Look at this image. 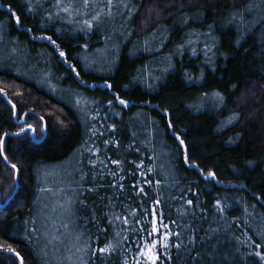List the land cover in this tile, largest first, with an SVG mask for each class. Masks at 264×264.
<instances>
[{"label":"trees","instance_id":"16d2710c","mask_svg":"<svg viewBox=\"0 0 264 264\" xmlns=\"http://www.w3.org/2000/svg\"><path fill=\"white\" fill-rule=\"evenodd\" d=\"M212 27L218 57L186 53L149 79L150 40L167 63ZM102 48L106 73L82 58ZM66 85L98 102L64 99ZM0 140V250L22 261L0 264H47L38 170L70 163L91 170L70 207L85 264H264V0H0Z\"/></svg>","mask_w":264,"mask_h":264},{"label":"rangeland","instance_id":"374dc122","mask_svg":"<svg viewBox=\"0 0 264 264\" xmlns=\"http://www.w3.org/2000/svg\"><path fill=\"white\" fill-rule=\"evenodd\" d=\"M94 17H96V12H93L91 17L83 16L81 22H83L85 26H89V24L97 20L94 19ZM251 24L252 23L244 24L243 30L245 31L248 29ZM169 31L165 30L163 33H159V29H157L149 38L157 39L160 45L167 40ZM212 33V37L211 33H204L205 35L202 34L198 38H193L190 33H185L181 40L179 38L177 42H173L171 55L167 51L169 55L167 63L165 61V55L159 54V49H156V46L151 44L150 40L148 43L149 45L144 47L155 53V56H153L148 63L150 67L149 71L157 72L148 73L151 76L149 79L156 78L157 80H161L164 74L168 72V69L174 66L175 60H182L186 53L188 55H200L203 62L206 60L205 64H208V59L214 60L218 57L216 51L218 38L215 37L216 33L214 27H212ZM184 38L185 40H183ZM109 52L108 48L96 49L92 52L85 51L82 58L87 63V67L92 68V71L106 73L109 72V69L103 70V59L110 57ZM148 74H146L147 79ZM56 92H60V90H56ZM59 95L61 94L59 93ZM63 95V98L68 101H71L72 98L74 100H79V102L83 104L98 102L95 100L93 94L91 95L89 92L85 91H81V93L77 90L73 91V88L67 85L63 90ZM210 98L212 99V96H201L197 101L199 103V108L209 103L211 100ZM233 120L234 119L228 116L222 120L223 122L221 124L227 126ZM108 131L115 132L116 130L113 125H110L108 126ZM70 164L62 168H42L38 170L41 187L38 194L39 198H37L38 204L35 207L36 210L34 209L35 222L37 223L34 227V231L44 250L41 255L42 261L47 264H85V238L76 231L71 223L70 207L72 199L75 197V192H77L79 188V182H83L87 176L91 174V170H89L88 166H76V163L73 165ZM41 202H43L42 206ZM142 254L148 259H152L153 257L152 249L149 247L143 248Z\"/></svg>","mask_w":264,"mask_h":264},{"label":"snow or ice","instance_id":"6c2138e0","mask_svg":"<svg viewBox=\"0 0 264 264\" xmlns=\"http://www.w3.org/2000/svg\"><path fill=\"white\" fill-rule=\"evenodd\" d=\"M87 3H88V0H85V5H87ZM109 4H111V0H109ZM125 7H127V5H125ZM68 10H69L68 8H65V9H64V11H68ZM94 19H98V16H97V17H94ZM17 23H19V19H18V18H17ZM86 23H88V22H86ZM89 26H91V25L89 24ZM48 39L51 40V37H49ZM52 42L55 43V41H52ZM59 54H60L61 57H63V56L65 55L64 52H60ZM73 71H75V69H73ZM217 96H219V94H217ZM120 103H122V104H126L125 101H120ZM13 108H15V105H13ZM41 120H43L42 117H41ZM28 129H30V130H32V131H35V129L33 128L32 125H28ZM20 131H21V132H24L25 129L21 128ZM5 135H6V134H5ZM180 143L183 144V143H184L183 140H181ZM2 151H3V141L0 140V153H2ZM4 159L6 160L7 157L5 156ZM186 160H187V157H186ZM112 162L115 163V164H119V161H112ZM11 167H12V169L18 171L17 166H16L15 164L11 165ZM209 175H210V176H214V173H209ZM189 203H191V201H189ZM153 231H156V229L154 228ZM151 247H155V245L153 244V245H151ZM111 249H112V245H111V244H108V245H106L104 248H100V249H98V251H100L101 253H105V252L110 251ZM7 250H8L9 252H13V251H14V250L11 249V248H9V249H7ZM16 255H19V254L17 253ZM257 255H260V254L257 253ZM262 259H264V257H262ZM153 264H155V258H153Z\"/></svg>","mask_w":264,"mask_h":264},{"label":"water","instance_id":"95a60500","mask_svg":"<svg viewBox=\"0 0 264 264\" xmlns=\"http://www.w3.org/2000/svg\"><path fill=\"white\" fill-rule=\"evenodd\" d=\"M0 251L1 252H4V253H8V254H13L14 256H16L19 259L20 262H22L21 261V258L19 257V255H16L17 253H15V252H9L8 250H0Z\"/></svg>","mask_w":264,"mask_h":264}]
</instances>
